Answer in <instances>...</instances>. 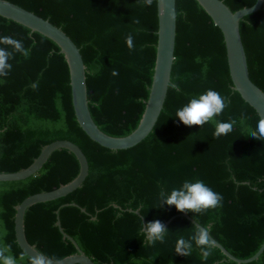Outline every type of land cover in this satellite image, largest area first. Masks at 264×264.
<instances>
[{"label":"trees","instance_id":"trees-1","mask_svg":"<svg viewBox=\"0 0 264 264\" xmlns=\"http://www.w3.org/2000/svg\"><path fill=\"white\" fill-rule=\"evenodd\" d=\"M60 27L78 46L85 64L88 107L97 126L113 136L132 132L148 98L157 45V4L144 0H9ZM232 11L255 0H222ZM176 38L170 82L151 132L136 145L109 149L91 140L74 113L69 68L58 45L26 26L0 16V37L21 41L27 58L12 46L6 76H0V172L27 167L43 146L67 139L88 161L82 185L65 196L29 207L27 240L52 259L76 253L74 238L95 264H237L213 246L207 260L193 242L188 257L177 242L197 228L175 206L159 208V192L183 181L202 180L222 194V204L203 213L187 212L228 251L252 256L264 240V140L249 137L257 112L234 89L221 30L196 0H176ZM139 23H136V21ZM250 79L264 91V0L240 20ZM131 35L130 49L126 37ZM33 40L36 42L33 47ZM33 84L37 86L32 87ZM212 89L229 101L215 120H235L231 132L213 137L214 123L184 125L178 108ZM79 171L66 148L53 151L33 175L0 181V247L16 259H30L15 238V206L25 197L71 181ZM82 208L84 210H82ZM173 217L163 243L145 244L143 224ZM264 264V250L249 263Z\"/></svg>","mask_w":264,"mask_h":264},{"label":"water","instance_id":"water-1","mask_svg":"<svg viewBox=\"0 0 264 264\" xmlns=\"http://www.w3.org/2000/svg\"><path fill=\"white\" fill-rule=\"evenodd\" d=\"M205 12L221 30L224 38L228 69L234 89L257 112L259 118L264 116V91L249 77L246 52L240 35L239 24L241 18L257 11L263 0H255L254 4L232 11L222 0H196ZM158 30L154 71L149 88L145 108L136 128L127 135L113 136L102 131L94 122L88 107L85 64L78 46L58 26L36 13L21 7L9 0H0V16L13 20L53 40L60 52L64 55L69 68L71 99L76 120L85 134L99 145L109 149L130 148L143 140L153 129L163 108L170 82L171 70L174 61L176 38V0H156ZM59 148L71 151L79 163L77 175L69 182L49 191H41L25 197L15 206L14 231L16 242L20 249L29 257L36 255L46 258V264H95L79 247L72 236L64 232L59 220L62 236L71 241L77 252L61 259H52L41 253L30 244L25 235L24 215L32 205L54 200L67 195L80 187L88 174V161L81 148L67 139L54 140L42 147L38 156L27 167L15 172H0V181H15L25 179L35 174L47 161L49 156ZM82 210H84L82 208ZM180 214L189 219L196 227L202 226L187 212ZM173 217L165 222V226ZM211 241L221 250L227 259L237 264L249 263L259 257L264 250V240L257 251L250 257L239 258L228 251L220 242L214 239L209 231Z\"/></svg>","mask_w":264,"mask_h":264},{"label":"clouds","instance_id":"clouds-1","mask_svg":"<svg viewBox=\"0 0 264 264\" xmlns=\"http://www.w3.org/2000/svg\"><path fill=\"white\" fill-rule=\"evenodd\" d=\"M147 5L152 4V0H144ZM136 23H139L137 20ZM33 40V47L35 46ZM126 43L131 49L133 47V38L131 35L126 37ZM0 44L12 46L14 51L20 52L27 58L30 50L25 49L23 43L9 36L0 37ZM13 55L12 52L4 48H0V76H6L12 65L8 63L9 58ZM37 85L33 84L35 88ZM168 87L173 90H178L175 83H169ZM228 99L222 96L219 92L208 89L204 93L194 96L188 100L186 104L178 108L175 117H178L186 126L202 127L206 123H214L213 137L219 138L221 135H226L232 131L236 124L235 120L229 122H221L215 120V117L221 115L228 106ZM249 137L257 140H264V116H261L254 129L249 130ZM223 200L222 194L214 191L206 185L202 180L183 181L179 188H173L170 192L163 189L159 192V208L165 205L175 206L177 211L203 213L210 208L221 206ZM143 233L145 234V244L153 245L157 241L163 243L167 235L168 228L160 220L149 221L143 224ZM193 242L201 249V259L207 260L211 255V249L214 242L210 240L208 230L197 226L193 235L185 240L181 238L175 245L174 251L176 254L188 257L192 251ZM7 249L0 247V264H17L16 259L6 254ZM30 264H46V258L40 255L33 256L30 259Z\"/></svg>","mask_w":264,"mask_h":264}]
</instances>
